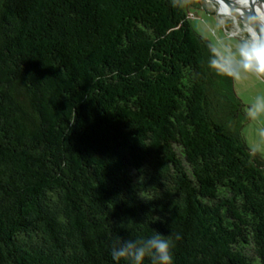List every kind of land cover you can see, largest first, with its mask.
I'll list each match as a JSON object with an SVG mask.
<instances>
[{"label":"trees","instance_id":"1","mask_svg":"<svg viewBox=\"0 0 264 264\" xmlns=\"http://www.w3.org/2000/svg\"><path fill=\"white\" fill-rule=\"evenodd\" d=\"M195 4L0 0V264H114L154 231L174 264H264V157Z\"/></svg>","mask_w":264,"mask_h":264},{"label":"clouds","instance_id":"2","mask_svg":"<svg viewBox=\"0 0 264 264\" xmlns=\"http://www.w3.org/2000/svg\"><path fill=\"white\" fill-rule=\"evenodd\" d=\"M212 16L211 22L200 21L208 40V66L218 75L233 81L254 76L264 79V0H201ZM264 113V97H257L248 109L255 119ZM264 135V130H261ZM173 242L158 232L147 238L124 240L111 250V259L119 264H174Z\"/></svg>","mask_w":264,"mask_h":264},{"label":"rangeland","instance_id":"3","mask_svg":"<svg viewBox=\"0 0 264 264\" xmlns=\"http://www.w3.org/2000/svg\"><path fill=\"white\" fill-rule=\"evenodd\" d=\"M188 17L193 29L204 37L200 21L211 22L212 16L200 6L198 8L189 6ZM233 87L244 104V111L247 115L242 129L244 140L251 150L257 151L264 157V135L261 134V130H264V113H261L255 119L249 118L247 114L249 107L255 102L256 98L264 97V79L249 76L247 79L233 81Z\"/></svg>","mask_w":264,"mask_h":264},{"label":"water","instance_id":"4","mask_svg":"<svg viewBox=\"0 0 264 264\" xmlns=\"http://www.w3.org/2000/svg\"><path fill=\"white\" fill-rule=\"evenodd\" d=\"M197 1H198V3H199L200 7H202L207 13H209V12L207 11V9H205V8L202 6V4H201V0H197Z\"/></svg>","mask_w":264,"mask_h":264},{"label":"flooded vegetation","instance_id":"5","mask_svg":"<svg viewBox=\"0 0 264 264\" xmlns=\"http://www.w3.org/2000/svg\"><path fill=\"white\" fill-rule=\"evenodd\" d=\"M195 2H196L195 6L198 8L200 5L197 0H195Z\"/></svg>","mask_w":264,"mask_h":264}]
</instances>
